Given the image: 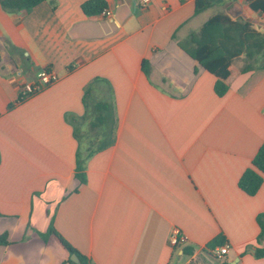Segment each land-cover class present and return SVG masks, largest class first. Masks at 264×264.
Returning <instances> with one entry per match:
<instances>
[{
	"label": "crops",
	"instance_id": "crops-1",
	"mask_svg": "<svg viewBox=\"0 0 264 264\" xmlns=\"http://www.w3.org/2000/svg\"><path fill=\"white\" fill-rule=\"evenodd\" d=\"M86 1L0 4V264H65L63 241L91 264H174L193 248L190 264L216 240L230 246L224 264H264V181L254 196L239 187L264 143V27L252 23L261 54L248 71L245 55L233 61L223 96L180 47L218 14L264 23V0L199 14L197 0H105L110 18L86 15ZM47 69L59 80L20 102ZM95 79L97 99L115 107L116 141L81 181L75 128L92 132L83 97ZM175 231L185 244L171 245Z\"/></svg>",
	"mask_w": 264,
	"mask_h": 264
},
{
	"label": "trees",
	"instance_id": "trees-1",
	"mask_svg": "<svg viewBox=\"0 0 264 264\" xmlns=\"http://www.w3.org/2000/svg\"><path fill=\"white\" fill-rule=\"evenodd\" d=\"M45 0H0L1 7L8 13L28 12L37 7ZM224 0H197L196 14L212 7L223 4ZM105 0H87L82 4V10L86 15L101 14L106 8ZM256 8V6H253ZM180 47L196 60L205 70L217 76L219 80L215 85V91L219 96H223L228 87L225 80L229 77V67L233 61L245 55L248 63L243 71L253 68V62L261 54V35L256 31L252 23L246 20H232L224 14H218L211 18L197 32L190 34L185 42L180 43ZM2 59L0 57V63ZM95 79L90 83L84 92L83 103L86 113L84 121H90L91 130L94 135L90 137L87 150H83L82 133L79 124L75 128V138L79 142L77 154V178L84 181V170L86 161L95 153L107 149L115 144L117 119L115 107L111 101L97 99L95 94V84L99 82ZM20 102H23L20 98ZM264 181V143L252 162V167L248 168L239 181V187L248 195L254 196L260 190ZM262 231L259 241L264 240V216L259 218ZM51 232L54 230L50 229ZM55 233V232H54ZM63 241V240H62ZM7 243L6 236L0 238V244ZM70 254H76L80 264H91L87 258L74 250L69 244L63 241ZM223 240H216L209 245L211 250L221 246ZM194 249L184 248L183 255L192 256ZM255 257L264 258V248L256 249ZM71 262V261H69ZM72 263V262H71Z\"/></svg>",
	"mask_w": 264,
	"mask_h": 264
},
{
	"label": "built area",
	"instance_id": "built-area-1",
	"mask_svg": "<svg viewBox=\"0 0 264 264\" xmlns=\"http://www.w3.org/2000/svg\"><path fill=\"white\" fill-rule=\"evenodd\" d=\"M137 3L142 6L146 7L151 0H136ZM105 17H111V11L109 9H105L103 12ZM59 80L58 74L53 70H44L37 74L36 79L32 82L25 83L20 91V98L22 100H26L45 88L51 86L52 84L56 83ZM188 238L185 235H181L178 231H175L170 237V243L173 246H178L181 244H185ZM230 251L229 245L219 246L213 250L214 256L217 258H224ZM65 264H75L71 262H67Z\"/></svg>",
	"mask_w": 264,
	"mask_h": 264
},
{
	"label": "rangeland",
	"instance_id": "rangeland-1",
	"mask_svg": "<svg viewBox=\"0 0 264 264\" xmlns=\"http://www.w3.org/2000/svg\"><path fill=\"white\" fill-rule=\"evenodd\" d=\"M92 135H94V132L92 131H88V129H85L83 132H82V143H83V146L84 148H87L90 144V137H92ZM224 258H217L216 256H214L213 254L210 256V255H206L205 259H193L190 264H200V262L202 264H224L225 260H223ZM179 257H176L175 259V263L174 264H185L187 261L190 260V257L189 256H186L182 262L179 261Z\"/></svg>",
	"mask_w": 264,
	"mask_h": 264
},
{
	"label": "water",
	"instance_id": "water-1",
	"mask_svg": "<svg viewBox=\"0 0 264 264\" xmlns=\"http://www.w3.org/2000/svg\"><path fill=\"white\" fill-rule=\"evenodd\" d=\"M233 18H240L242 17L243 19H246L248 22L253 23L256 25V28L258 30L262 29V27H264V23L260 22L259 20H254L251 18H247L243 13L242 10H238V12L233 13H229ZM71 262L75 263V264H80V260L78 258V256L76 254H73L71 256Z\"/></svg>",
	"mask_w": 264,
	"mask_h": 264
}]
</instances>
